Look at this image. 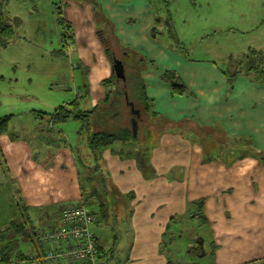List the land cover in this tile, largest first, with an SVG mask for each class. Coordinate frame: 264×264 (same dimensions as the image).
<instances>
[{
  "label": "crops",
  "instance_id": "1",
  "mask_svg": "<svg viewBox=\"0 0 264 264\" xmlns=\"http://www.w3.org/2000/svg\"><path fill=\"white\" fill-rule=\"evenodd\" d=\"M74 1L77 5L72 11L79 17L72 19L78 25L91 22L93 29L85 38L82 29L74 33L63 7L58 8V24L62 17L72 26L69 39L62 36L63 42L75 45L81 66L82 83L75 86L72 100L81 94V108L92 111L105 95L101 82L112 67L97 34L100 25L94 20L95 10H100L114 26L115 41L144 58L141 77L155 111L173 121L192 119L200 126L193 134L172 128L157 135L158 143L150 155L155 169L152 178L143 177L133 157L120 158L110 147L103 151L104 168L117 189L135 195L123 201L127 211H133L130 223L135 232L128 264H170L178 257L185 258L182 245L178 246L179 255L176 244L170 246L164 240L175 228L178 233L173 232L172 238L181 240L180 218L201 225L198 236L187 244L192 261L185 259L192 264H264V82L241 75L229 91L225 73L229 56L219 62L211 57L213 51L191 56L188 48L173 46L165 27L169 12L172 28L173 12L166 4L165 13L160 14L148 0H100V5L93 0ZM166 71L176 72L177 82L186 87L183 93H174ZM8 115L13 113L1 117ZM37 117L45 119L49 128L46 134H40L44 128H33L40 134V145L53 150L47 148L42 153L39 148L36 155L29 140L12 135L8 129L0 135V187L10 183L8 187L13 188V183V189L20 191L15 215L20 220L23 215L18 205H26L30 208L27 215L32 217L29 225L35 228L42 222L44 230L52 225L45 226L49 221L47 208L59 209L57 220L52 222L55 225L64 203L80 198L76 162L80 156L67 140L63 145L64 130L52 127L55 124L50 115L42 111ZM89 118L93 129L103 121L97 112ZM18 127L20 124L13 125V129ZM78 133H82L81 128ZM124 146L121 142L117 145ZM197 237H203V251L195 249Z\"/></svg>",
  "mask_w": 264,
  "mask_h": 264
},
{
  "label": "rangeland",
  "instance_id": "2",
  "mask_svg": "<svg viewBox=\"0 0 264 264\" xmlns=\"http://www.w3.org/2000/svg\"><path fill=\"white\" fill-rule=\"evenodd\" d=\"M76 1L80 2L81 0ZM148 1L157 8L160 14L165 13V4L170 11L172 10V28L176 32L179 42L169 41L175 47L178 44L183 49L188 48L187 52L191 56L206 52L210 54L213 51L211 57L216 61L224 62L226 58L223 59V57L227 55L233 54L241 57L248 51L251 43L256 49L264 48V0H165V3L163 0ZM73 2L75 1L9 0L5 6V13L14 26L16 34L6 46L0 45V117L13 113L9 123L11 134L29 140L35 148V154H38L39 148L42 153L47 148L53 150L51 146L40 145L41 141L38 135L46 134V130L49 128L46 120L38 119L37 115L42 111L52 114L63 102L72 100L75 86H81L82 83L81 66H79V59L74 50L75 45L72 46L73 44L70 43L68 46L69 43L63 42L65 29L57 21L58 8L61 7L62 10L63 7L64 16L72 24L74 33L75 29L76 31L82 29L85 38L86 32L93 29L91 22H82L78 25L76 19H72V17H79L72 11L74 5H77ZM93 2L100 5V0H93ZM96 24L98 23L96 22ZM101 26L107 29L104 22L101 23ZM107 30L110 32V29ZM107 30H105V34ZM108 36L113 43L116 42L111 34ZM123 54L118 53V58L121 59ZM121 103L123 104V102ZM122 107L120 112L122 115L124 112L127 116V108L125 105ZM100 112L97 113L99 117L102 114ZM16 123L20 124V127L13 129V125ZM81 125L80 120L71 119L57 123L55 126L52 125V127L64 130L67 143L73 146L76 156H80L76 157L80 187L82 184V188H79L80 198L78 201H66L64 205L66 203L69 206H74L77 203L84 204L85 207L92 210L91 207L95 206L97 199L89 193L92 188L90 182L95 185L97 180H88L94 160L86 144V135L84 132L78 133ZM34 127L44 128L45 131L38 134L37 130L33 129ZM138 131H141L142 135L138 138L139 145H134V147L144 148L143 142L147 143V138L144 137L146 134L142 126H138ZM153 134V137L156 138L155 131ZM46 138H44L45 141ZM64 144L65 140H63ZM80 144L81 148H79ZM117 145L119 143L113 146L117 147ZM102 171L106 180L112 183L107 170L104 168ZM143 177L148 179L144 174ZM8 186L10 183L0 187V230L7 229V220L13 217L17 225L20 222L25 223V229L30 232L32 227L29 225V218L32 217L30 215L24 216V219L20 217L19 221L15 215L16 201L20 196V191L17 187L15 190L13 189V183V188ZM111 191L113 194L116 189L112 187ZM88 198L90 199L87 201ZM125 209L122 208L118 214V220H121L118 224L116 223L117 217L115 218L111 214L93 225V230L99 238V245L105 252L111 251L103 259L104 264H128L130 261L131 247L135 237L130 223L133 211L129 216ZM47 210L49 221L45 226L54 224L52 222L57 220L55 215L59 211L56 206L47 208ZM180 226L181 240L172 238L173 232L176 233L177 228L167 232L164 240L170 246L176 244L175 248L179 255L181 249L178 246L182 245V256L192 261V258L187 254V244L192 238L198 236L201 228L200 222L196 224L190 219L180 218ZM41 228H43L42 222L34 228V231L38 232ZM7 235V242L13 245L14 251L11 254L13 257L31 250L30 241L23 239L24 234L21 232L11 228L8 229ZM193 244L197 246L196 250L200 249L198 237L194 239ZM185 258L178 257L177 260L187 261ZM194 261L200 262L199 259H194Z\"/></svg>",
  "mask_w": 264,
  "mask_h": 264
},
{
  "label": "trees",
  "instance_id": "3",
  "mask_svg": "<svg viewBox=\"0 0 264 264\" xmlns=\"http://www.w3.org/2000/svg\"><path fill=\"white\" fill-rule=\"evenodd\" d=\"M8 2L9 0H0V45L3 46H6L16 34L14 26L11 24L8 15L5 13V6ZM58 14L60 16L61 12ZM94 15V20L98 23L97 25L102 27H99L100 29L97 31L99 41L104 48L105 54L107 55L112 67L111 74L101 82L105 90L104 98L97 103L92 111H84L81 108V100L84 96L81 95L80 97L74 98V100H71L70 102L60 106L58 111L54 114L48 115H50L51 122L53 124L66 122L71 119L82 121L83 125L81 127V132L87 133L86 144L94 160V166L92 167L91 175L88 177V180H97L95 185H93V182H90V186H92V188L91 192L89 193H91V196H94L97 199L95 206H92L93 208L91 207V211L97 215L98 222L106 219L112 214V216L115 218L117 217L116 223L118 224L121 221L118 220V214L122 208L125 209L124 202L133 199L135 195L132 192L122 194L113 182L109 183L108 180H106V178L102 175V170H104L105 167L103 151L110 147L111 152L118 155L120 158H126L129 156L133 157L137 161V165L145 177L149 178L155 174V169L150 163L151 150L158 143V140L153 137V131H155L156 135H161L167 130H171L173 128L177 131H180V133H191L193 131L192 127H194V130L198 131L200 126L192 119L173 121L164 118L162 115H159L157 111H155L154 102L147 95L144 82L141 77V73L143 71L142 63L144 58L135 50L122 46L119 42H115L116 44L113 43L108 36V34H111L113 37H117L113 24L109 22V20L104 16V14H102L100 10H95ZM167 18L168 20L165 27L167 28L166 32L168 38L179 42L178 37L169 24L171 20L169 12ZM103 22L106 24L107 29H110V32L101 26V23ZM60 23L66 30L65 37L68 38V33L71 31L72 26L69 23H66L62 17H60ZM157 26L158 22L156 24V27ZM104 29L107 30L106 34ZM118 53H124L121 56V59L120 57L118 58ZM115 57L119 59L123 67L122 75H119L116 73V71H114L113 63ZM228 60L229 61L227 62L226 66L227 71L225 73L227 75L229 91L233 89L237 77L241 75L249 77L253 82H264V48L256 49L255 47L250 46L248 47V51L243 53V55L238 57V59H235L234 55L231 54ZM164 75L165 78L169 79L171 82L173 81L172 83L174 93H183L185 91V85L177 82L178 76L176 75V72L166 71ZM121 102H123L127 108V116L124 112L123 115L120 112V110L123 108L122 106H124ZM129 103H133L134 109L137 111L139 116H137L136 113H132ZM96 112L102 113L103 121L99 127L93 129L89 117L94 115ZM109 115L114 116L109 117ZM11 117V115H8L0 118V135L5 134L8 131ZM133 119L137 121L139 127L142 126L143 131L146 134L144 137L147 138V143L142 141L145 146L144 148L134 147V145H139V143H137L140 141L138 138L142 134L141 131H138L137 134H134L132 128ZM12 138L15 139L14 136ZM64 140V145H66V138H64ZM119 142L125 144V146L122 148L113 146ZM112 187L116 189L113 194H111ZM80 188H82V184ZM89 199L90 198L86 200L88 201ZM18 207L22 211V219H24V216H29L27 215V211L30 208L24 204H19ZM127 214L130 216V210L127 212ZM14 221V219H8L7 223L9 226L7 225V229L0 230V256L2 257L3 262L8 261L14 250L13 245L7 242L8 229L11 228H14L17 232L24 234L23 239H28L32 247L29 252L21 253L11 258L18 261L19 264H30L29 256L31 254H36V258L40 260V255L37 252V249H39L41 252L44 251V247L42 245H38L37 248V233L46 229H52L58 222L55 225L52 224L51 227L38 232L34 231V227L32 225V230L28 232L25 229V223L20 222L17 225ZM96 238L98 250L96 262L104 264L103 259L107 257L111 251H109V253L105 252L99 245L98 236ZM89 263V258H87V260L82 258L79 261V264ZM39 264L51 263L44 262Z\"/></svg>",
  "mask_w": 264,
  "mask_h": 264
},
{
  "label": "built area",
  "instance_id": "4",
  "mask_svg": "<svg viewBox=\"0 0 264 264\" xmlns=\"http://www.w3.org/2000/svg\"><path fill=\"white\" fill-rule=\"evenodd\" d=\"M81 94L77 93V97ZM98 223L95 213L83 205L69 206L66 204L62 211L58 223L50 230L38 232L36 236V246L42 245L44 251H39L40 260L36 254L29 256L30 264L39 263H61L79 264L83 258H89V264L97 263V236L93 230V225ZM0 264H19L18 261L9 257L7 262H3L0 256ZM170 264H192L188 261L175 260Z\"/></svg>",
  "mask_w": 264,
  "mask_h": 264
},
{
  "label": "water",
  "instance_id": "5",
  "mask_svg": "<svg viewBox=\"0 0 264 264\" xmlns=\"http://www.w3.org/2000/svg\"><path fill=\"white\" fill-rule=\"evenodd\" d=\"M113 68L116 69L117 71H119V75H122L123 74V67L120 63V61L118 59H115L114 60V63H113ZM129 106H130V109L132 110V113H136L137 114V111L134 109V105L133 103H129ZM138 116V114H137ZM132 128H133V131H134V134H137L138 133V124H137V121L135 119L132 120ZM200 250H204L203 249V239L200 238Z\"/></svg>",
  "mask_w": 264,
  "mask_h": 264
},
{
  "label": "flooded vegetation",
  "instance_id": "6",
  "mask_svg": "<svg viewBox=\"0 0 264 264\" xmlns=\"http://www.w3.org/2000/svg\"><path fill=\"white\" fill-rule=\"evenodd\" d=\"M69 39V38H68ZM66 40V39H65ZM67 41V40H66ZM69 41V40H68ZM115 59H118L117 57H115ZM114 59V60H115ZM119 60V59H118ZM114 71H116L117 74H119V71H117L116 69H114ZM139 116V115H138Z\"/></svg>",
  "mask_w": 264,
  "mask_h": 264
}]
</instances>
